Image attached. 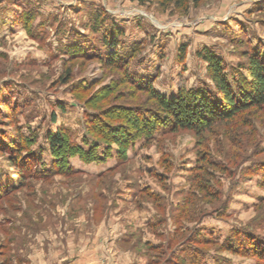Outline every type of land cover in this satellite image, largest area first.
<instances>
[{
    "label": "rangeland",
    "instance_id": "1",
    "mask_svg": "<svg viewBox=\"0 0 264 264\" xmlns=\"http://www.w3.org/2000/svg\"><path fill=\"white\" fill-rule=\"evenodd\" d=\"M114 25L170 97L212 89L205 48L231 78L264 55V0H0V145L22 139L48 170L19 187L0 150V185L19 187L0 196V264H259L225 243L264 236V106L200 133L154 126L149 93L104 65ZM59 127L84 151L69 163L48 142Z\"/></svg>",
    "mask_w": 264,
    "mask_h": 264
},
{
    "label": "trees",
    "instance_id": "2",
    "mask_svg": "<svg viewBox=\"0 0 264 264\" xmlns=\"http://www.w3.org/2000/svg\"><path fill=\"white\" fill-rule=\"evenodd\" d=\"M141 4L153 1V0H136ZM161 3H173L177 7H186L192 0H157ZM196 1V0H195ZM97 23V24H96ZM99 22L95 21L93 25V32L99 31ZM106 34L103 39L104 45L110 49V55L105 66H114L116 68L125 67V81H129L134 84L138 90L146 91L149 93L151 105L145 111L143 119L145 117L151 120L155 117V125L157 123L166 125L170 130L178 129H192L197 132H202L208 129L217 122H224L225 120L232 119L242 112L251 109L264 106V55L258 53L256 50L248 53V63L246 65H240L239 69L246 68L247 75H241L236 77L233 74L231 78L226 72L228 64L215 52L209 48H205L199 55L208 62V69L213 81L211 90H201L198 92H192L190 94L179 93L177 96H167L161 93V91L154 86L153 80L148 75L135 72L131 69V58L137 57L138 50L134 48L131 51V55L127 53H121L116 48L121 46V35L124 34V30L118 26ZM185 57V47L182 48L180 55L181 59ZM70 72L64 82L67 83L70 80ZM141 115V114H140ZM155 128V127H154ZM66 130L64 127H59L55 134L48 135V142L52 151L61 157V161H67L72 155L83 154L84 151L81 147L69 143L65 138ZM130 139V138H129ZM22 139H19V143L11 139L10 145H0V150L7 152L12 151L10 156V162L18 171L20 175L21 185L25 182L26 173L30 170L36 173H47L43 167L38 168L36 166L37 155L34 152H26L25 146L22 143ZM130 141V140H129ZM8 144V143H7ZM18 144L16 148L15 145ZM62 149L65 152L62 153ZM87 153V152H86ZM33 162V165H32ZM64 164H59L57 168H61ZM54 169H52L53 172ZM56 170V169H55ZM70 172L73 169L70 168ZM19 187L0 185V196L17 190ZM264 200V199H263ZM238 235L242 236L241 239L237 235L236 239L231 237L227 239L225 247L228 250H234L235 244H245L247 250L258 256L263 261L259 264H264V236L256 235L245 231H238ZM248 241V243L246 242ZM240 242V243H239ZM245 251V250H244Z\"/></svg>",
    "mask_w": 264,
    "mask_h": 264
}]
</instances>
